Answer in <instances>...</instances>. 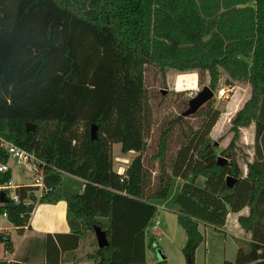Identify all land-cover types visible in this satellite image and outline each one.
<instances>
[{
    "label": "trees",
    "instance_id": "1",
    "mask_svg": "<svg viewBox=\"0 0 264 264\" xmlns=\"http://www.w3.org/2000/svg\"><path fill=\"white\" fill-rule=\"evenodd\" d=\"M148 66L164 79L169 70L196 72L200 81L208 75L214 92L225 77L228 86L248 84L251 95L232 120L225 165L208 140L220 110H206L199 130L180 145L169 167L172 128L184 117L173 121L151 159L160 163V176L147 194L142 153ZM27 124L35 129L28 131ZM252 124L259 144L264 141V0H0V138L47 163L45 185L54 188L34 200L36 188L21 186L19 203L0 191V214L19 232L29 225L37 201L65 200L73 249L86 233L96 237L99 226L109 246L90 255L96 264L144 263L157 203L170 200L181 179L173 205L187 234V264H195L205 241L201 224L224 227L230 213L245 208L249 214L238 223L252 241L225 264H264V162H249L243 176L234 153L241 129ZM115 144L123 154H139L122 174L114 168ZM0 161H9L1 142ZM55 169L82 182L65 183ZM229 176L237 179L232 187ZM201 178L203 186L197 184ZM11 179V171L0 172V185ZM2 249L14 252L7 232H0V264H29L2 259Z\"/></svg>",
    "mask_w": 264,
    "mask_h": 264
},
{
    "label": "rangeland",
    "instance_id": "2",
    "mask_svg": "<svg viewBox=\"0 0 264 264\" xmlns=\"http://www.w3.org/2000/svg\"><path fill=\"white\" fill-rule=\"evenodd\" d=\"M194 73L196 72L182 74L175 70H169L166 79H164L158 70L151 66L147 67L146 148L142 153L147 174L145 184L147 194L157 185L160 176V163L153 162L151 159L158 151L162 134L167 128L172 126L173 121L178 120L181 116L184 117L180 121H176L177 123L172 128L167 155L169 167L180 145L185 143L188 138H191L199 130L203 115L208 108L221 111V116L208 140L214 147L217 158L223 157V151L228 148L234 137V132L231 131L232 120L250 98L251 89L248 84L236 83L228 86L224 77L219 87L229 88V93L219 98L216 96L218 91L215 92L214 98L205 104L196 114L186 117L184 113L189 109V101L193 95L205 86H209L208 75L203 76L202 81H200L199 75H195ZM196 84H198L197 87ZM195 87L196 89H194ZM255 133V124L241 129L239 141L236 143L234 153L242 167L243 176L247 174V164L249 162L256 160H263L264 162V141L262 140L257 144ZM138 155V153L134 152L123 154L121 145L115 144L113 147L115 170L124 172ZM9 165L11 166L14 185H25L35 188L31 186L34 183L33 173L24 169L22 170V167L15 165L12 161L9 162ZM183 182L181 179L176 180L172 194L173 197L166 202L157 203V215L155 220L150 223L146 233V247L149 255H152L154 258L161 257L162 260L167 256L169 258L168 264H187V260L183 254V249L187 243V234L178 223V207L173 205L174 195ZM204 183L205 180L202 178L197 181L199 186H203ZM33 196L35 197L34 200H39L40 193L37 188ZM248 214L249 208L246 215L243 216H247ZM8 224V220L3 214H0V232ZM200 230L204 234L205 241L197 250L195 264H224L226 260L233 261L236 259L237 244L243 249H248L252 241L250 233H246L239 225L237 216L229 217V223L225 227L215 229L204 224L200 226ZM11 231L15 237L18 236L15 230ZM235 232H238V237H235ZM83 239L84 241L79 253L84 256V259L92 260L90 255L98 248L96 237L91 232H88L84 235Z\"/></svg>",
    "mask_w": 264,
    "mask_h": 264
},
{
    "label": "crops",
    "instance_id": "3",
    "mask_svg": "<svg viewBox=\"0 0 264 264\" xmlns=\"http://www.w3.org/2000/svg\"><path fill=\"white\" fill-rule=\"evenodd\" d=\"M194 74L197 75V73ZM197 86L198 84H196V87ZM196 87L194 89H196ZM72 179L82 182L81 179L76 177L65 178L64 182L70 183ZM247 209L248 208H245L239 213H230L225 226L229 223V217L237 216V218H239L240 216L246 215ZM67 213L68 205L65 200H61L55 204L38 203L37 201L29 225L24 227L22 232H19V229L13 226L9 221L8 226L1 231L11 235L14 245V252L12 254L2 249L1 258L9 262H28L29 264H96L93 260L84 259V256L79 253L84 241L83 238L77 249L72 248L76 240L69 225ZM3 216L5 217V215ZM5 218L7 219V217ZM11 230H15L18 236L15 237ZM234 235L238 237V232H235ZM240 247L241 246L237 244L236 257ZM161 260V257L154 258L152 255H149L146 247L145 262L140 264H157ZM163 260L168 262L169 258L166 256ZM235 260H226L225 262H234Z\"/></svg>",
    "mask_w": 264,
    "mask_h": 264
},
{
    "label": "built area",
    "instance_id": "4",
    "mask_svg": "<svg viewBox=\"0 0 264 264\" xmlns=\"http://www.w3.org/2000/svg\"><path fill=\"white\" fill-rule=\"evenodd\" d=\"M230 91L229 88L226 87H221L216 96L221 98L224 97L226 94H228ZM195 95V94H194ZM193 95V96H194ZM0 142H1V148L4 149V151L8 154L9 156V161L6 163H3L0 161V172L1 173H7L8 171H11V166L9 165V162H14L15 165H18L19 167H22L21 169L23 170H27L28 172L30 171V173L34 174V178H33V187L38 189V192L40 193V197L39 199L44 195V191L48 192V191H52L54 188L52 187H46L45 185V168L48 167L47 163H45L44 161L40 160L34 153L29 152L17 145H15L14 143L7 141L5 139L0 138ZM55 171L57 172H61V174L68 178H74V176L66 173V172H62L59 171L57 169H55ZM120 174H122L123 172L118 171ZM32 174V175H33ZM25 186V185H24ZM21 187V185H14V181L13 179L10 180V182L5 183L4 185H0V191H6L7 193L10 194H6V196H8L10 199L14 200L16 203H19L21 201L19 194L16 192L17 189ZM27 187V186H26ZM29 203V202H27ZM5 217H7L6 214H4Z\"/></svg>",
    "mask_w": 264,
    "mask_h": 264
},
{
    "label": "water",
    "instance_id": "5",
    "mask_svg": "<svg viewBox=\"0 0 264 264\" xmlns=\"http://www.w3.org/2000/svg\"><path fill=\"white\" fill-rule=\"evenodd\" d=\"M215 96V92L209 87L205 86L202 90L198 91L189 101V109L184 113V116H191L196 114L205 104L211 101ZM35 129V125L27 124V130L32 131ZM97 134V127L93 126L92 128V137L95 138ZM219 164L225 165L228 160L225 157L220 156L218 158ZM237 182L236 178L229 176L227 178V185L229 187L234 186ZM2 199L4 194L2 193ZM95 235L97 238V243L99 248H105L109 246V240L107 233L99 226L95 227Z\"/></svg>",
    "mask_w": 264,
    "mask_h": 264
}]
</instances>
